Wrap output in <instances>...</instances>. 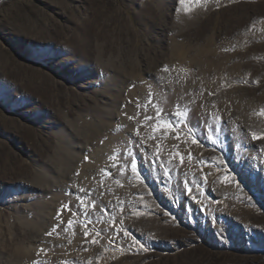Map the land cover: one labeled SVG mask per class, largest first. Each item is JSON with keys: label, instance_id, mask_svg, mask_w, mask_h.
Here are the masks:
<instances>
[{"label": "rangeland", "instance_id": "1", "mask_svg": "<svg viewBox=\"0 0 264 264\" xmlns=\"http://www.w3.org/2000/svg\"><path fill=\"white\" fill-rule=\"evenodd\" d=\"M262 113L264 0H0V264H264Z\"/></svg>", "mask_w": 264, "mask_h": 264}, {"label": "snow or ice", "instance_id": "2", "mask_svg": "<svg viewBox=\"0 0 264 264\" xmlns=\"http://www.w3.org/2000/svg\"><path fill=\"white\" fill-rule=\"evenodd\" d=\"M181 2L184 3L185 0H181ZM190 10L191 9H189V11ZM165 71H167V68H165ZM130 103H131V101H130ZM137 107H139V104H137ZM178 108H179V106H178ZM262 114H264V113H262ZM168 116H169L168 120L163 125H160L158 123L157 126H156V128L154 130L159 131V130H161V128L163 130H165V131L172 130V129H175L177 125H181V124H184L185 123L184 117H183L182 113L179 110L174 111V112L168 114ZM132 118L133 117H129V119H132ZM152 119H155L157 121H159L161 119V111L159 109L156 110L155 117H151V116H147V115L145 116V120H152ZM177 138H179V137H177ZM253 139L264 140V136H256V135H253ZM197 142H198L197 139H193L192 140V143H194V144L197 143ZM213 142H215V141H213ZM181 162H183V157H181ZM116 166H117L116 164H113V167H116ZM131 168H132V171L133 172L136 171L135 164H132ZM121 172H123V166L121 167ZM109 175H111V173H109ZM79 191L85 193V197L87 196V192H86L85 189L81 188V189H79ZM79 203L81 204V207L85 209V212L82 213V214L87 215V212H86L87 206L84 204V197H81L80 198ZM65 207H67V206H65ZM92 207L95 208L96 207V204L93 203L92 204ZM68 210L71 211L70 208ZM72 224H73V221L72 220H69L68 221V228H71L72 227ZM59 227H60L59 224L55 225L54 226V230L56 228H59ZM84 227H87V225H85ZM66 230L67 229H65V231ZM52 234H53L52 232L47 233V235H49V236H51ZM89 235H92V233L87 232V231L84 232V236L85 237H88ZM95 235H96V237H99V235H101V233H96ZM91 242L93 244H95V243L98 242V239H95L94 238Z\"/></svg>", "mask_w": 264, "mask_h": 264}, {"label": "bare ground", "instance_id": "3", "mask_svg": "<svg viewBox=\"0 0 264 264\" xmlns=\"http://www.w3.org/2000/svg\"><path fill=\"white\" fill-rule=\"evenodd\" d=\"M25 248V247H24ZM19 249V248H18ZM20 250V249H19Z\"/></svg>", "mask_w": 264, "mask_h": 264}]
</instances>
